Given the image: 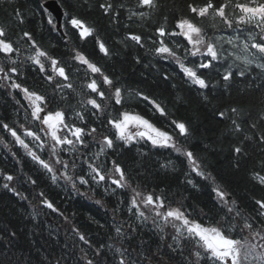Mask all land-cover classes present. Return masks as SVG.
<instances>
[{
  "label": "trees",
  "instance_id": "trees-1",
  "mask_svg": "<svg viewBox=\"0 0 264 264\" xmlns=\"http://www.w3.org/2000/svg\"><path fill=\"white\" fill-rule=\"evenodd\" d=\"M44 1L46 0H0V27L6 30L10 40L13 42L19 40L21 45L19 55L13 54V56L23 63L26 74L21 76L18 82L41 93L55 96L48 105L50 109L64 110L69 118H74L77 111H85L89 126H99L100 121L88 116L81 103L87 98L85 96L87 90L83 88L85 83L83 66H79L72 57L76 51L82 52L113 79H118L120 86L125 89L124 106L123 108L117 106L120 111L129 108L151 120L158 127L162 126L159 115H154L146 102L135 97L137 91H142L166 106L169 119L187 122L193 132L187 146L202 160L205 173H211L212 177L216 178V182L230 193L231 199L236 201L245 215L255 217L257 209L255 200L264 199V185H260L254 179L256 172L264 175V168H261V161H264V144L257 142L260 130H264V124L260 121V117L264 116V72L252 65L246 75L241 77L238 75V68L234 66L233 79L224 82L222 75L228 64L232 63V59L220 60L215 62L214 68L203 70L205 78H210V88L198 90L196 86L187 82L174 61L165 62L151 54L146 55L145 49L139 48L133 42H127V47L122 43L128 31L147 37L152 35L155 27L160 24L166 23L171 29L178 17L188 15L187 4L193 0H159L158 9H143L149 12L148 16L133 17L131 20L128 19V10H141L137 9L136 0H110L121 12L118 24L112 22L99 10L97 5L104 0H87V2L57 0L64 13L83 19L95 29L94 35L84 41L80 40L76 30L67 24L65 18L62 29L66 35L64 38L59 35L48 23L49 14L40 7ZM195 2L203 3V0H195ZM14 8H19L24 13L23 24L14 17ZM196 22L204 28L208 36H239L238 43L242 42L250 31L253 34L259 31L252 25L235 23L232 28H227L219 23L218 19L213 20L211 17L196 18ZM125 25L128 27L126 28ZM23 31L31 32L41 48L67 65L75 91L65 90L64 99H61L59 93H53L52 88L47 84L38 86L39 75L33 72L29 66L30 62L27 61L31 49L25 40L21 39ZM95 37L103 40L113 54L108 57L101 54ZM145 44L146 47H152L151 41L145 40ZM169 45L173 46L171 41ZM224 48L239 54V49H232L226 43ZM178 54L183 56V51L180 50ZM135 56L141 57L140 64L135 62ZM199 59L195 58L194 63ZM0 62L7 65L2 54H0ZM145 65L149 66L145 67ZM77 67L81 68L79 73L76 71ZM165 72L171 76L168 81L161 78ZM202 92L209 97L210 102L203 99ZM13 96L20 99L22 94L0 88V119L10 125L19 121L26 127H34L30 116L25 120V113L19 109ZM21 102L26 104L25 101ZM231 107L240 110L238 117H232L241 122L243 131L240 133L232 131L230 119H221L215 115L216 108L225 110ZM18 109L19 115H17ZM111 115L116 117L119 112L112 111ZM253 121L257 123L258 129L250 127ZM76 123L80 122L77 120ZM105 131L107 132V129ZM245 135L253 139L244 141L247 145V156L239 158L233 153L232 148L243 140ZM0 137L8 145L4 147L0 144V172L7 171L16 177L14 186L28 198L25 200L0 186V264H56L57 260L60 264H78L83 255L81 248L88 251L90 257L92 252L89 251L88 245L79 241L72 233L73 226L87 235L94 248L101 244L105 245L103 252L106 264H118L119 255L115 252L116 248L130 251L136 249L145 254L149 249L155 253L160 248L171 257V259L165 257L167 264H190V262L194 264L196 258L189 253V250L195 246L194 241L186 242L181 236L177 243L171 239L175 235V229L171 224L165 225L161 222L163 228L161 232L152 221L141 223L127 212L126 202L131 193L118 190V195L106 196L101 187L97 188L96 194L93 195L85 187L91 199L78 196L72 192L70 186L66 187L62 180L54 184L50 178L51 174L40 169L26 155L24 149L14 144L10 135L0 130ZM97 150L98 148L93 145L88 149V153L91 155ZM11 152H16L20 163L11 156ZM40 154L42 158L48 159L47 152ZM64 158L67 159L66 156ZM104 159L105 157L100 158L101 161ZM113 159L136 176L145 193L155 190L160 194L163 190L168 194L172 207L182 205L191 212L192 218L200 220L206 226H219L217 222L221 220L223 213L212 192V181L190 173L189 178L194 181L196 187L187 184L185 174L189 173V167L186 162L181 163L184 158L177 159L172 150L153 148L150 143L140 141L129 147L119 146L114 151H110L107 160ZM169 161L175 167L172 165L165 167L164 165H168ZM77 165L79 172V160ZM84 170L86 171V166ZM26 176L36 179L37 185L27 183ZM2 183L3 181L0 180V185ZM41 191L63 213V216L39 203L36 196ZM97 199L103 201V206L94 203ZM118 200L125 201V204H121L120 211L114 215L113 209ZM64 217H68V220L66 221ZM262 219L264 218L257 217V220ZM129 224L136 229L131 233L132 238L118 237L115 227L120 226L125 233H129L131 231ZM13 233L15 235H12ZM232 235L238 238L246 233H232ZM162 236L165 239H161ZM168 244H172L176 251L171 252L167 248ZM108 245L112 247L109 248ZM135 254L133 253L134 256ZM199 264H212V262L204 256Z\"/></svg>",
  "mask_w": 264,
  "mask_h": 264
},
{
  "label": "snow or ice",
  "instance_id": "snow-or-ice-1",
  "mask_svg": "<svg viewBox=\"0 0 264 264\" xmlns=\"http://www.w3.org/2000/svg\"><path fill=\"white\" fill-rule=\"evenodd\" d=\"M97 6L103 15L108 16L112 22L119 23L121 12L110 0L99 2ZM40 7L45 12L48 11L43 3ZM120 7L122 8L123 5ZM136 7L141 10L129 9V20L133 17L148 16L149 12L143 11V9L156 10L160 4L159 0H136ZM187 10L188 15L178 17L171 29L166 23L160 24L155 27L152 35L147 37L128 31L122 43H125V47H127V42H133L139 48L145 49L146 55L151 54L165 62L174 61L185 79L196 86L198 90L210 88V78H205L203 70L214 68L215 62L220 60L232 59V63L228 64L222 75L224 82L233 79L232 68L234 66L238 68V75L241 77L246 75L252 65L264 72V0H223V2L203 0V3H196L193 0L187 4ZM13 15L20 24L24 23V13L19 8L13 9ZM63 16L67 24L76 30L81 41L94 35L95 29L83 19L75 15L70 16L67 12L63 13ZM206 17H211L213 20L218 19L219 23L227 28H232L235 23L236 25H252L259 31L255 34L250 31L248 36L239 43V36H208L204 28L196 22V18ZM48 23L55 30H60L53 23L51 14L48 17ZM125 27L128 26L125 25ZM21 39H24L31 49L27 61L30 62L29 66L33 72L39 75L38 86L47 84L52 88L53 93L61 95V99L65 98V90L75 91L70 81L67 65L41 48L31 32L23 31ZM95 39L101 54L105 57L113 54L103 40L99 37H95ZM145 40L151 41L152 47H146ZM169 41L173 46L169 45ZM225 43L232 49H239V54L225 49ZM180 50L183 51V56L178 54ZM20 51V41L10 40L6 30L0 27V54L7 61V65L0 62V88L10 92L18 91L22 94L20 99H16L15 96L13 99L19 109L24 111L25 120L30 116L34 127H26L19 121L10 125L0 119V130L10 135L14 144L24 149L26 155L40 169L51 174L50 178L54 184L62 180L64 185L70 186L76 195L89 199L91 197L87 192H82L78 184L87 187L93 195L96 194V189L101 187L106 196L118 195V190L131 193L126 202L127 212L135 216L141 223H147L151 218L152 223L161 232L163 231L161 222L165 225L171 224L175 229V235L171 239L177 243L181 236L186 242L194 241V248L189 250L190 255L196 258L194 264H199L204 256L212 264H248L250 260L254 264H264V219L257 220V217L264 218V199L255 200L257 205L255 217L245 215L243 209L237 205L235 200L231 199L230 193L216 182V178L212 177L211 173H205L202 160L187 146L189 138L193 135L187 122L169 119L166 106L151 96L145 95L142 91H137L135 97L146 102L154 115H159L162 126L158 127L139 113L130 110L120 111L117 106L120 108L124 106L123 93L125 89L120 86L118 79H113L104 69L80 51H76L72 59L79 66H83V79L85 80L83 88L87 90L85 93L87 98L82 100V107L87 111L88 116L95 117L100 121V124L99 126H89L85 111H77L74 118H69L64 110H52L48 107L55 96L41 93L18 82V79L26 74L23 63L13 56V54L18 56ZM195 58L200 59L194 63ZM134 59L137 64L141 63L140 56H135ZM241 65L243 67H240ZM148 66L145 65V67ZM76 71L79 73L81 68L77 67ZM161 78L168 81L171 76L165 72ZM201 95L205 101H209V97L203 92ZM21 101H25L26 104ZM19 109L17 115H19ZM112 111H118L119 115L113 117ZM215 115L221 119H230L233 132L243 131L241 122L232 118L240 115L239 109L235 107L225 110L216 108ZM77 120L80 122L79 124L76 123ZM260 121L261 124H264V116L260 117ZM243 123H248V121H243ZM250 127L258 129L255 121L251 123ZM252 139L253 137L245 135L243 140L233 146V153L239 158L247 156V145L244 141ZM140 141L150 143L153 148L170 149L175 153L177 159L183 157L184 160L181 163L186 162L189 167V173L185 174L187 184L196 187L194 181L189 178L190 173L212 181V192L223 213L221 220L217 222L219 226H206L200 220L192 218L191 212L182 205L172 207L168 194L163 190L160 194H157L155 190L145 193L135 175L129 173L117 160H107L110 151H114L119 146L129 147ZM257 142L264 144V130H260ZM0 144L8 147L2 137H0ZM93 145L98 150L89 155L88 149ZM43 152H47L48 159L42 158L40 153ZM11 156L17 159V163H20L16 152H11ZM65 156L67 159L64 158ZM101 157H105V159L101 161ZM78 160L80 161L79 172L77 171ZM56 165L59 167H55ZM169 165L175 167L171 161L164 166ZM85 166L86 171L84 170ZM261 168H264V161H261ZM16 179L7 171L0 172V180L3 181L0 186L27 200L28 198L14 186L13 182ZM254 179L260 185H264V175L260 172L254 174ZM26 182L33 186L37 185V180L31 176H26ZM36 198L45 208L63 216V213L45 196L43 191L37 193ZM94 203L103 206L102 200L97 199ZM121 204H125V201L118 200L113 209L114 215L120 211ZM149 213H151V217ZM201 213L203 214V210ZM64 218L66 221L68 220V217ZM129 228L131 231L125 233L122 227L117 226L115 232L120 238L131 239V233L136 229L131 224H129ZM71 231L79 241L88 245L89 251L92 252L90 257L88 251L81 248L80 251L83 255L78 264H106L103 252L105 245L101 244L94 248L87 235L78 227L73 226ZM232 233H246V235L237 239ZM161 239H165V237L162 236ZM108 247L112 246L108 245ZM167 248L171 252L176 251L172 244H168ZM115 252L119 255L118 264H167L165 257L171 259L169 254L160 248L155 253L149 249L147 254L136 249L130 251L122 248H116ZM133 253H136L135 256ZM56 264H60L59 260L56 261Z\"/></svg>",
  "mask_w": 264,
  "mask_h": 264
},
{
  "label": "water",
  "instance_id": "water-1",
  "mask_svg": "<svg viewBox=\"0 0 264 264\" xmlns=\"http://www.w3.org/2000/svg\"><path fill=\"white\" fill-rule=\"evenodd\" d=\"M44 7H46L48 9V11L54 16V18L56 19V22H57L56 25L58 28H60L61 19H62V12H61V9L59 8V6L57 5V3L54 1H49V2L44 4ZM59 32L61 33L60 30H59Z\"/></svg>",
  "mask_w": 264,
  "mask_h": 264
},
{
  "label": "rangeland",
  "instance_id": "rangeland-1",
  "mask_svg": "<svg viewBox=\"0 0 264 264\" xmlns=\"http://www.w3.org/2000/svg\"><path fill=\"white\" fill-rule=\"evenodd\" d=\"M258 251H261V250L258 249ZM248 264H254V262L250 260V261L248 262Z\"/></svg>",
  "mask_w": 264,
  "mask_h": 264
}]
</instances>
